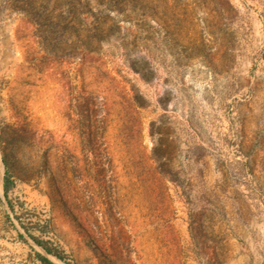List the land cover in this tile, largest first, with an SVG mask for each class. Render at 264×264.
Listing matches in <instances>:
<instances>
[{
    "label": "rangeland",
    "instance_id": "1",
    "mask_svg": "<svg viewBox=\"0 0 264 264\" xmlns=\"http://www.w3.org/2000/svg\"><path fill=\"white\" fill-rule=\"evenodd\" d=\"M241 200L247 237L211 223ZM32 235L71 264H264V0H0V264H67Z\"/></svg>",
    "mask_w": 264,
    "mask_h": 264
},
{
    "label": "crops",
    "instance_id": "2",
    "mask_svg": "<svg viewBox=\"0 0 264 264\" xmlns=\"http://www.w3.org/2000/svg\"><path fill=\"white\" fill-rule=\"evenodd\" d=\"M58 120V119H56ZM54 119L49 118L47 120V124H53ZM242 208L239 210V213L233 211L231 203L228 202L227 206L223 207L221 213L216 212L211 215L212 224H215L217 227L222 225L225 227L226 224H230L240 232L241 236L247 237L249 232V224L251 223V213L249 209L246 207L245 203L241 200L240 202Z\"/></svg>",
    "mask_w": 264,
    "mask_h": 264
},
{
    "label": "trees",
    "instance_id": "3",
    "mask_svg": "<svg viewBox=\"0 0 264 264\" xmlns=\"http://www.w3.org/2000/svg\"><path fill=\"white\" fill-rule=\"evenodd\" d=\"M3 163H5L4 159H3ZM12 185L13 183L10 180V175L8 174V171L5 169L4 176H3V189H4L5 196H7V192L11 189ZM9 206L12 209V205L10 203H9ZM31 237L33 238L36 244H38L41 248L45 250V252H47L50 255L55 256L56 258L60 259L61 261L67 264H71L66 260L65 256L61 254V252H59L56 248L49 246L46 242L41 241L40 239L36 238L33 235ZM36 257L41 262V264H54L49 258L45 257L44 255L40 253H36Z\"/></svg>",
    "mask_w": 264,
    "mask_h": 264
}]
</instances>
